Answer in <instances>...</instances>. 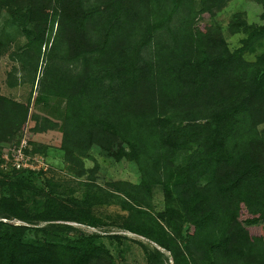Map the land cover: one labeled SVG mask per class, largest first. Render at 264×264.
Masks as SVG:
<instances>
[{
	"label": "trees",
	"instance_id": "trees-1",
	"mask_svg": "<svg viewBox=\"0 0 264 264\" xmlns=\"http://www.w3.org/2000/svg\"><path fill=\"white\" fill-rule=\"evenodd\" d=\"M229 1L0 0V56L4 27L25 39L6 83L36 85L27 102L0 92V150L29 120L32 135L57 130L67 172L89 179L78 194L42 170L0 169V264H123L103 237L127 236L73 224L151 241L147 264H264V0H252L258 23L238 12L223 28ZM92 148L137 182L98 186L83 163Z\"/></svg>",
	"mask_w": 264,
	"mask_h": 264
},
{
	"label": "rangeland",
	"instance_id": "rangeland-1",
	"mask_svg": "<svg viewBox=\"0 0 264 264\" xmlns=\"http://www.w3.org/2000/svg\"><path fill=\"white\" fill-rule=\"evenodd\" d=\"M260 6L252 0H230L225 7H223L216 15V19L220 22L223 28H225L229 18L234 13H241L242 17L245 18L247 22H259ZM207 20L203 17L198 24H202ZM4 37L5 40L11 39L6 42L5 53L0 56V92L3 95L9 96L21 102H27L28 96L31 92V86L28 83H22L15 87H9L6 83V74L10 71L13 66L17 65L14 61L13 52L17 51L25 39L18 35L12 30V26L8 25L4 27ZM224 35L231 46L236 44V37L230 35L227 31H224ZM44 66V60L40 57L38 65V75L42 71ZM32 88V97L35 95V88ZM29 112L37 113L40 116H47L52 120H57L56 117V106L52 105L48 108L34 105L32 100H30ZM31 122L28 120L22 133L29 135L38 146H47L46 151L39 154L43 157L44 161L48 165L47 170L43 172L45 177L52 178L53 180L59 181L66 185L69 189H73L76 193L82 190V183L88 181V173L80 178H74L66 170L65 164L63 162L62 154L57 149L59 134L57 130H47L44 132L36 133L32 135L30 132ZM264 128V123L259 126V129ZM22 136V135H21ZM83 163L85 168L91 169L92 173L89 174L93 182L98 184V186L103 187L105 182L110 180H122L131 183L137 182V175L135 173L134 167L127 161H114L109 158L104 153H101L98 148H92L89 157L83 158ZM38 185L41 182H36ZM67 188V189H68ZM153 211H159L163 207V195L160 186H155L150 198ZM117 206H107L98 209L100 213H110L117 211ZM79 228L84 233L98 232L103 234L104 230L109 231V233H120L127 236L126 239L121 240L119 244L114 240H109L103 237V241L109 248L110 252L118 262L123 264H147L144 255V249H150L155 247V244L151 241L144 239L143 237L137 236L135 234L117 229L113 226L92 228L88 226L73 224ZM264 225V224H263ZM167 254V253H166ZM168 255V254H167ZM168 264H171L170 257L168 256Z\"/></svg>",
	"mask_w": 264,
	"mask_h": 264
},
{
	"label": "built area",
	"instance_id": "built-area-1",
	"mask_svg": "<svg viewBox=\"0 0 264 264\" xmlns=\"http://www.w3.org/2000/svg\"><path fill=\"white\" fill-rule=\"evenodd\" d=\"M27 134H22L18 142L4 145L0 150V169L6 170H42L45 171L48 165L39 154H32L29 151Z\"/></svg>",
	"mask_w": 264,
	"mask_h": 264
}]
</instances>
